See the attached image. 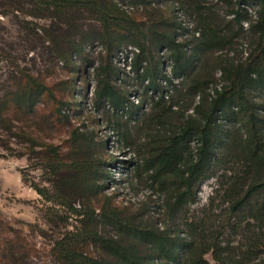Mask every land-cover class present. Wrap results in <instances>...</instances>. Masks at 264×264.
Wrapping results in <instances>:
<instances>
[{"label": "rangeland", "instance_id": "obj_1", "mask_svg": "<svg viewBox=\"0 0 264 264\" xmlns=\"http://www.w3.org/2000/svg\"><path fill=\"white\" fill-rule=\"evenodd\" d=\"M114 1L116 12L132 17L145 27L163 18L177 20L176 9L179 8L200 30V36L201 20L209 7L213 8L222 25L233 18L228 15V7L219 0H200L206 7L201 13L192 12L187 7L188 1L184 8L177 0ZM246 7L250 21L243 22L242 28H234V34L238 35L226 48L206 52L200 67L205 64L206 68H210L211 59L220 55L241 60L255 47L257 36L249 30V24L257 19L259 7L254 4ZM19 19L31 20L48 28L51 18L39 19L23 13L17 17L13 12L4 14L0 11V95L8 85L24 80V74L45 83L51 92L43 96L35 111L29 113L17 108L16 111L10 110V116L0 121V151L18 153L0 158V236L3 231L13 230V236H23L30 242L31 255L23 262L57 264L53 253L55 242L84 227L82 217L46 201L32 186L35 182L52 187L50 183L56 176L44 162L50 160L49 152L52 153V147H55L64 157L62 161L73 170V160L81 156L79 151H83L82 156L86 159L100 162L95 166L99 173L96 179L92 178L97 192L89 193L78 188L72 197L76 198L77 206L88 204L98 213L103 208H109L136 222L181 228L185 232L182 235L187 236L191 243L184 257L185 264L191 263L187 259H191L195 252L213 243L221 260L216 258L212 249L204 256L210 264H264V218H252L248 207L238 208L237 205L254 176L243 151L247 130L242 110L237 106L236 120L222 121V140L213 166L198 187L196 200L185 204L173 217L169 209L172 183L165 185L153 179L151 171L141 168L145 154L143 147L154 144L153 137H157L158 132L162 134L168 131V127L179 125L181 119L178 113H193L199 96L186 92L183 79L169 97H165L167 106L156 107L145 94L148 82H142L135 75L127 77L128 89L137 95L138 100L147 99L141 114L130 122L133 143L128 146L119 131L127 115H115L109 108L98 111L95 107V67L106 55L104 46L99 41L87 42L86 46L90 44L84 56L90 55L95 64L78 70L84 56L59 59L55 48L45 42L41 34L24 29ZM86 23L88 28H99L95 19H87ZM222 34H228V31L224 30ZM200 36L189 33L188 36H179V39L189 41L191 47ZM158 56L163 58L161 51ZM210 72L213 83L208 91L213 94L216 83L221 82V72L218 69ZM248 97L253 102L264 104V91H251ZM61 101L69 105L59 112ZM76 132L91 134L92 142H74L73 134ZM198 144L195 141L193 148L196 149ZM64 175L69 176L70 170ZM98 231L114 234L109 226L103 224L98 226ZM87 249L97 257L104 256L100 243L90 242Z\"/></svg>", "mask_w": 264, "mask_h": 264}, {"label": "trees", "instance_id": "obj_2", "mask_svg": "<svg viewBox=\"0 0 264 264\" xmlns=\"http://www.w3.org/2000/svg\"><path fill=\"white\" fill-rule=\"evenodd\" d=\"M177 1L181 2L182 8L187 6L188 1L187 7L192 12L201 13L206 9L200 0ZM219 1L228 7V15L233 16L232 20L222 25L213 8L209 7L201 20V36L191 47L189 41L179 39L184 33L178 20L163 18L145 27L132 17L116 12L114 0H0V11L4 14L13 12L17 17L23 13L39 19L51 18L48 28L31 20H19L24 29L41 34L44 41L55 48L59 59L84 56L90 44L86 46L87 42L99 41L104 46L106 55L102 56L100 65L95 67V107L98 111L109 108L115 115H127L119 131L128 146L133 143L130 122L141 114L147 99L138 100L137 95L127 87V77L135 75L142 82L149 80L145 85V94L149 95L156 107H165L168 103L165 97L172 81L169 80L167 86L161 82L165 77L164 58L172 59L173 75L184 77L186 92L194 97L198 95L200 99L194 105L193 113H178L181 119L179 125L168 127V131L162 134L158 132L157 137H161H153L154 144L147 146L146 143L140 166L151 171L153 179L165 185L172 183L169 209L173 217L185 204L196 200L198 187L213 166L217 147L222 140V121L236 120L238 113L235 108L238 106L246 120L244 156L254 176L237 205L238 208L248 207L252 218L260 219L264 218V104L253 102L248 94L251 91H264V0ZM249 4L259 7L257 19L249 24V30L257 36L255 47L241 60L220 55L211 59L210 68H206L205 64L200 67L206 52L226 48L238 35L236 32L234 34V28H242L243 22L250 21L246 7ZM90 18L97 20L99 28L87 27L86 20ZM224 30L228 34H222ZM129 44L140 48L130 73L114 62L118 51ZM164 49L169 50V53L161 58L158 52ZM94 64L90 55H85L82 65L77 69L93 67ZM215 69L221 72V82L216 83L211 94L208 91L213 83L210 70ZM23 79L8 85L3 95H0V121L10 116V110L35 111L43 96L47 92L51 94L48 85L33 76L24 74ZM68 105L61 101L59 112ZM91 140L93 137L89 133L73 134L76 143H91ZM195 141L199 143L196 149L193 148ZM52 151L53 154L49 152L50 160L44 162L56 176L50 183L52 187L40 186L35 182L32 186L46 201L68 209L82 217L84 222L80 231L66 234L55 242L53 253L57 264H185L184 257L191 243L187 236L182 235L185 232L181 228L136 222L109 208H103L98 213L88 204L78 203L80 206H77L76 198L72 197L78 188L89 193L97 192L96 182L92 178L96 179L99 173L95 168L98 161L86 159L82 156L83 151H79L81 156L73 160V170L62 161L64 157L55 147H52ZM14 155L18 153L0 151V158ZM69 170L70 175L65 176ZM100 224L109 226L114 234H101L98 231ZM12 231H3L0 236V264H25L24 259L31 255L30 242L23 236H13ZM90 242L100 243L104 256L93 255L87 249ZM212 249L216 258L221 260L213 243L195 252L187 261L190 260V264H210L204 256Z\"/></svg>", "mask_w": 264, "mask_h": 264}, {"label": "built area", "instance_id": "obj_3", "mask_svg": "<svg viewBox=\"0 0 264 264\" xmlns=\"http://www.w3.org/2000/svg\"><path fill=\"white\" fill-rule=\"evenodd\" d=\"M176 17L178 22H180V24L183 27L184 30V36H188L189 33H196V35L200 36V30H197L194 26L193 23L190 21V19H188L184 13L178 8L176 9ZM197 30V31H196ZM140 52V48L136 45H125L123 46L117 53V55L114 58V62L123 70L127 71V72H131V68H132V64L134 61L135 56L137 55V53ZM163 56L165 57L166 54L169 53V50L164 49L163 51H161ZM248 55V53L246 54V56ZM245 56V57H246ZM172 64L173 61L172 59H165L164 58V74L165 77L161 79V82L163 85L167 86L168 85V81L171 80L172 84L169 87V93L168 95H166V97H169L170 92L173 91V88L178 85L180 83V81H182L184 79V77H175L172 73ZM147 82H149V80H146ZM220 87V86H219ZM134 100L136 97H133Z\"/></svg>", "mask_w": 264, "mask_h": 264}]
</instances>
